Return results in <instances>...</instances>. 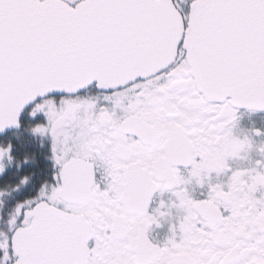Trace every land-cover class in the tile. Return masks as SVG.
Here are the masks:
<instances>
[{
	"label": "snow or ice",
	"instance_id": "obj_1",
	"mask_svg": "<svg viewBox=\"0 0 264 264\" xmlns=\"http://www.w3.org/2000/svg\"><path fill=\"white\" fill-rule=\"evenodd\" d=\"M256 114L264 0H0V264H264Z\"/></svg>",
	"mask_w": 264,
	"mask_h": 264
},
{
	"label": "flooded vegetation",
	"instance_id": "obj_2",
	"mask_svg": "<svg viewBox=\"0 0 264 264\" xmlns=\"http://www.w3.org/2000/svg\"><path fill=\"white\" fill-rule=\"evenodd\" d=\"M251 119L255 120L257 126H264V114H256L252 116ZM249 122L250 120L246 116L245 123L247 124ZM153 206H155V201H154ZM168 227H169L168 223L165 222L163 227L154 229V231L151 233L152 238L158 241H163L168 234Z\"/></svg>",
	"mask_w": 264,
	"mask_h": 264
}]
</instances>
